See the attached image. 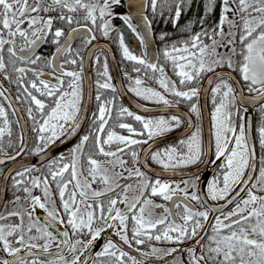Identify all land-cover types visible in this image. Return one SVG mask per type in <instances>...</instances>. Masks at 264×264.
<instances>
[{
  "label": "snow or ice",
  "instance_id": "6c2138e0",
  "mask_svg": "<svg viewBox=\"0 0 264 264\" xmlns=\"http://www.w3.org/2000/svg\"><path fill=\"white\" fill-rule=\"evenodd\" d=\"M192 3L193 0H138L140 23L134 25L132 14L115 11L123 6L122 0H0V81L14 84L16 101L27 105V118L37 133L35 152L47 149L61 136L71 138L81 127L85 56L80 47L73 46L74 41L80 40L89 55H93L88 46L96 40V33L111 38L116 32L111 21L120 19L140 45L146 47V36L152 33L158 15L170 21L174 28L188 33L186 38L169 43V34L161 32L157 38L164 47L156 54L147 50L134 54L122 32L117 39L122 59L131 62V71L137 74L133 78L125 72L126 79L131 81L129 91L145 101L165 107L188 102L189 111L199 119L200 110L192 101L198 99L202 90L200 81L207 78L209 84H215L211 88L214 110L208 152L214 144L215 159L211 163H220L218 174L208 183L207 199L224 201L219 206H208L197 191L189 192L190 188H197L200 178L196 173L182 180L181 187L159 178L149 179L138 167H127V161L122 158L126 150L135 164L138 154L132 146L165 136L179 129L184 121L178 114L146 119L127 107L117 109L114 98L106 99L103 95L102 90L116 91L105 61L103 71L97 69V111L89 134L80 138L68 157L61 154L50 160L42 176L31 175L33 167L9 169L3 175L2 179H10L11 184L0 186V206L4 209L0 211V264H44L28 258L36 255L33 249L41 248L48 253L53 244L58 249L56 259L48 260L47 264H89V260L91 264H127L128 261L148 264L149 257H155L161 264H264V0H202L203 12L198 20L189 19L181 28L182 12L189 10ZM132 6L133 0H128V7ZM217 9L218 15L209 23ZM197 23L199 30L193 31ZM141 25L142 30H138ZM45 45L54 47L50 56L38 54ZM95 63L99 65V56ZM169 69L172 76L168 75ZM208 73L211 76L206 77ZM145 79L154 80L162 91L147 87ZM245 90L254 95L246 97ZM7 92L0 83V98L8 100L11 108V95H6ZM169 96L174 99H168ZM47 100L52 103L48 104ZM237 101L241 106L246 102H261L260 122L252 143L248 117L240 116ZM232 108H236L235 113ZM113 111L116 123L109 127ZM125 115L137 121L141 129L123 122L121 118ZM234 115L240 119L238 126ZM0 122V153H3L0 165H3L5 160L15 161L25 149L20 146L15 155L5 151L3 137L5 134L11 137L12 132L3 104H0ZM187 126L194 129L189 136L177 145L151 152V160L165 170L204 162L202 158L208 152L201 142L200 126L190 119ZM115 127L126 130L128 135L119 134ZM144 136L147 139L135 138ZM90 139L93 150L86 153ZM256 143L260 150L258 169ZM8 147H12L11 142ZM98 156L104 157L110 167ZM117 167L121 171H114ZM124 171L128 177H124ZM133 177L138 181L135 189L127 182L120 183ZM97 184L103 187H93ZM37 189L42 195L34 193ZM9 191L11 199L5 202ZM130 191L138 194L130 197ZM56 196L60 208L56 207ZM153 197L171 202L175 211L167 204L155 203ZM187 201H196L204 210L194 209ZM118 205H123V209ZM156 208H162L163 212L155 214ZM37 209L46 213L47 224H40ZM12 218H18L19 222H10ZM59 225L65 230L54 234L50 229ZM67 229L71 230V236ZM109 230L129 248L137 246L134 250L143 259L130 255L111 238H106L94 256L89 257L96 242ZM41 240L43 244L38 243ZM152 241L177 247L161 249L151 244ZM146 242L150 250L141 251L138 246ZM65 249L72 253L71 260L63 255Z\"/></svg>",
  "mask_w": 264,
  "mask_h": 264
},
{
  "label": "flooded vegetation",
  "instance_id": "af4514ba",
  "mask_svg": "<svg viewBox=\"0 0 264 264\" xmlns=\"http://www.w3.org/2000/svg\"><path fill=\"white\" fill-rule=\"evenodd\" d=\"M123 6L116 7L115 11L118 13H130L133 15L132 23L134 25H138L137 22L140 20V16L138 15V0H133V6L131 8L128 7V0H122ZM219 9H217V13L213 15V17L209 20V23L212 22L218 15ZM203 12V5L202 0H193V3L189 10L186 12H182L179 26L182 28L186 22L189 19H197ZM149 17H151L150 10L148 11ZM169 14L167 11L164 13V17H167ZM112 26L116 29V32H114L111 35V38H105L102 36L99 32L96 33V40L92 41V44L88 47L92 49L93 55H89L88 49L84 48L81 45L80 40H76L73 42L74 47H80L81 48V54L85 56V81L82 88V103H81V112L79 113L80 118V129L77 131V134L72 136L71 138H65L61 136L60 139L56 140L54 144L50 145L47 149L35 152L34 149L37 148V133L34 132L33 129V122L27 118L25 108L27 105L21 104L19 102L18 105L20 107V110L22 112V115L24 117V120L27 125V142L24 147L25 151L21 153L20 156L17 157L15 161L5 160V164L0 165V186H3L4 184H7L10 186L11 180L4 181L2 179L4 174L8 173L9 169L12 170H22L23 167H33L35 170L31 173L33 176H42L47 171V164L50 160L55 159L59 157L61 154H64L66 157L69 156L70 150L75 147L76 144L79 143L80 138L83 135L89 134V132L92 130V119L93 114L97 111V102L95 100V96L97 93L96 89V80L98 78L97 76V69L99 71H103V64L105 61L108 64L109 69V75L112 77L111 83L115 87L116 91H103L104 98L106 99H113L114 103L116 105V108L119 107H127L130 111H132L134 114L141 115L142 117L146 119H156L159 117H165L169 118L173 114L181 115L183 118L184 123H182V126L179 129L173 130L172 132L167 133L165 136L158 137L153 141H149L147 144H142L138 146H132V150H135L137 152V163H133V159L131 157L130 151L126 150L125 154L122 156V158L127 161V167L129 169H133L134 167H138L141 169V171L145 172L147 177L149 179L155 180L159 178L163 182H168L173 185L180 184L181 187H183L182 180L190 179L192 176V173H196L197 176H199V180L197 181V188L196 189H189V192L191 191H197V194L201 197V200L206 203L208 206H219L224 204V201H212L210 199H207V186L208 183L213 179L214 176H216L219 172L218 164L220 162H217L216 165L211 163V160L215 159L214 156V144H213V150L211 152H208V146L209 141L212 139L211 137V114L214 110L213 107V97L211 93V88L215 86V84H209L207 78H204L200 81L201 85V91L199 93L198 99H194L192 102L197 103L198 108L200 110V117L199 119L197 116L189 111V103L184 102L179 105H175L174 107H165L162 104H157L151 101H145L142 98L137 97L133 92L129 91V87L131 86V81L126 79L125 72H127L130 76L133 78L136 77V73L132 72V63L125 61L122 59L121 50L118 46V39L117 36L122 32L124 35L125 43L130 48V50L137 55L142 54L144 51H149L153 54H156L159 49L164 47V44L159 41L157 38L161 32H166L169 34V40L167 42H171L173 40L180 39L181 37L186 38L188 33L181 32L180 28H174L172 23L170 21H166L164 18H161L159 15L154 19V22L152 24V33L150 35L146 36V47H142L139 43V41L136 39L135 35L123 24V22L120 19H112L111 21ZM138 30H142L141 27L138 28ZM199 30V24L193 26V31ZM54 51V47L51 45H45L42 48L39 49L38 54H43L45 56H50L51 53ZM99 56L100 63L97 65L95 63L96 57ZM71 68V66H69ZM74 70H79L78 68ZM47 71V70H46ZM168 75L172 76V72L169 69ZM233 75L236 77V80H239V76L236 73H233ZM207 76H211V73L206 74ZM175 79V77H173ZM0 83H3L4 88L8 89V92H10L13 96V98L16 97V86L14 84L9 83L8 81H0ZM241 83H243L241 81ZM144 84L147 87H151L157 90L159 89V86L155 83L154 80L151 79H145ZM162 91V90H161ZM120 92H126L128 96H130L131 99V105L127 104ZM87 93L89 94V99H86ZM245 95L250 96L254 94H249L247 90H245ZM91 96V98H90ZM43 99L42 97H38ZM168 99L173 100L171 96L168 97ZM16 100V99H15ZM48 104H51V100L46 101ZM218 102V100H217ZM261 103V102H260ZM260 103L257 104H251L246 105L245 103L241 106L239 104V101H237V107L240 108V116H247L248 120L251 121L250 127H248V135L250 138V143H252L256 137V128L259 126L260 122V113L258 111ZM0 104H3L4 107L7 109L8 112V119L10 121L9 127L11 128L12 135L9 137L7 134L3 137V146L5 148V151L15 155L16 150L21 145V132H20V126L19 121L16 118V115H13V109L12 107H8L9 101L5 100L3 98H0ZM244 108H247V113L244 112ZM147 109V111H145ZM233 113L236 112V108L231 109ZM113 119L110 120L109 127H112L116 123V112L113 111ZM37 119H40V116L38 113H36ZM123 122L130 123L133 125L134 128L137 130L141 129V125L135 121L132 117L124 116L121 118ZM191 120L193 124H198L201 129V142L202 145L205 147V151L208 152L207 155L203 156L202 160L204 162L199 163L198 165H192L188 167H177L175 169H167L165 170L161 165L153 162L151 160L150 153L154 151H162L163 149L177 145L179 140L185 139L187 136L191 134V131L194 129L189 128L187 126V121ZM233 120L238 126L240 123V119L237 116H233ZM0 126H2V122H0ZM115 131H117L119 134L122 135H128L126 130L119 129L118 127H115ZM135 138H141V139H147L146 136L144 137H135ZM61 140L64 142L61 143ZM9 142H11L12 147L9 148ZM114 147V146H113ZM48 150V153L46 155H43ZM93 150V140L90 139L86 148L85 152L90 153ZM256 150H257V159H256V165L257 169L259 168V157H260V150L258 143H256ZM0 158H3V153H0ZM101 162L105 163L106 167H110L106 164L105 158L102 156L96 157ZM67 162V161H65ZM114 171L119 172L121 171L120 168H115ZM14 175V171L12 172ZM124 177H128V172L124 171ZM253 174H256V171L253 170ZM129 183L133 186L135 189L137 187V179L133 177L132 179H129L127 181L121 180L120 183ZM95 188H102L103 185H93ZM53 189H55V186L53 185ZM34 193L36 195H42V192L37 189L34 190ZM138 194L137 192H129V196H133ZM11 192L9 191L8 194L4 197L5 202L7 200L11 199ZM182 194L177 193V196H180ZM56 207L60 208V200L59 197L56 196ZM155 203L158 204H167L169 207H173L171 202H165L159 197H153L152 198ZM192 205V207L196 210L203 211L204 208L200 206L196 201H187ZM107 201H105V204ZM118 207L123 209V205H118ZM231 207V206H230ZM230 207L226 210H230ZM11 206H9V209ZM3 207L0 206V211H3ZM173 211H175V208L173 207ZM163 212L162 208H156L154 209V213L159 215ZM219 213H214L213 215H218ZM36 215L39 218V222L41 225H45L48 223V217L46 213L41 210H36ZM10 222H19L18 218H12ZM179 222V221H178ZM51 231L55 233L65 230L63 225H59L56 228H51ZM71 236V230L67 229ZM210 231V230H209ZM130 235V233H129ZM103 238L98 240L96 242V248L93 249L91 253H89V257H93L95 251H98L100 246L105 242L106 238H111L114 242L121 245V247L130 253V255L135 256L138 260L143 259L139 252L135 251L134 249L137 247L133 245V248H129L127 245H124L117 235L113 233L112 230H109L108 232L102 234ZM82 239H87V237H81ZM75 239V237H73ZM39 244H43L44 241H38ZM154 246L161 248V249H168L172 247H177L175 244H168L165 242H150ZM189 244L194 243L193 241H189ZM141 251H149L148 242H146L145 245L138 246ZM180 247H184V245H181ZM33 253L36 255L33 257H29V261L32 259H38L39 261H43L44 264H47L48 260H55V253L58 251L55 244H53L49 250L48 253H44L41 248L33 249ZM63 255L68 259L71 260L72 253L67 251L63 252ZM185 258L187 257V254H184ZM167 260L171 261L172 257H166ZM89 264H91L89 260ZM127 264H131V261H128ZM148 264H161L160 261H157L155 257H149L148 258Z\"/></svg>",
  "mask_w": 264,
  "mask_h": 264
},
{
  "label": "water",
  "instance_id": "95a60500",
  "mask_svg": "<svg viewBox=\"0 0 264 264\" xmlns=\"http://www.w3.org/2000/svg\"><path fill=\"white\" fill-rule=\"evenodd\" d=\"M138 23H140V20H138L137 21ZM121 93V96H122V98H123V100L127 103V104H129V105H131L132 103H131V100L133 101V99H131L130 98V96H128L127 94H126V92H120ZM11 95V103L13 104V107H12V109L14 110V109H18V111H16V118L18 119V121H19V126H20V132H21V138H22V141H21V145L20 146H23V147H25V145H26V142H27V125H26V122H25V120H24V117H23V115H22V112H21V110H20V107H19V105H18V103H17V101L15 100V98H13V96H12V94L10 93V92H7L6 93V95ZM244 95H245V93H244ZM246 97H247V95H245ZM90 98H91V96H90ZM86 99H89V94L87 93V96H86ZM134 102V101H133ZM257 103H260V101H257L255 104H257ZM246 105H251V104H253V103H251V102H246L245 103ZM254 105V104H253ZM250 124H251V121H249L248 120V127H250ZM48 153V150L43 154V155H46Z\"/></svg>",
  "mask_w": 264,
  "mask_h": 264
}]
</instances>
